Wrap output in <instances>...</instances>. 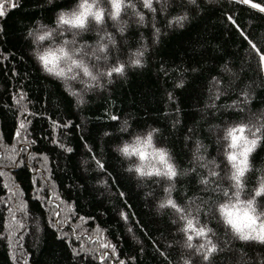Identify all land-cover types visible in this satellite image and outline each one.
Masks as SVG:
<instances>
[{
  "label": "trees",
  "instance_id": "16d2710c",
  "mask_svg": "<svg viewBox=\"0 0 264 264\" xmlns=\"http://www.w3.org/2000/svg\"><path fill=\"white\" fill-rule=\"evenodd\" d=\"M16 2L0 17V264H75L74 249L98 257L105 245L115 246L110 264L131 257L135 264H202L201 245L211 244L213 264H264V232L241 239L196 212L202 200L216 204L237 192L264 204V192L256 191L264 189V65L257 66L249 44L264 46V13L239 0H152L151 9L126 0L123 34L106 22V30L81 38L107 42L110 63L124 71L84 93L67 76L42 73L25 39L37 20L53 24L73 0ZM124 127L159 129L155 140L173 157L171 187L149 165L159 151L150 133L126 145L148 153L139 171L126 170V155L113 151ZM232 128L256 139L238 178L233 164L244 148L239 141L233 147ZM18 158H27V167Z\"/></svg>",
  "mask_w": 264,
  "mask_h": 264
},
{
  "label": "clouds",
  "instance_id": "9594fccd",
  "mask_svg": "<svg viewBox=\"0 0 264 264\" xmlns=\"http://www.w3.org/2000/svg\"><path fill=\"white\" fill-rule=\"evenodd\" d=\"M128 6L126 0H73L70 7L58 10L53 24L46 25L37 20L35 27L28 29L25 39L31 45L29 54L40 66L42 73L52 75L54 78L67 76L70 78L67 83L82 86L84 93L91 90L90 86L103 88L111 83L109 73L114 69L110 63V46L107 42L99 40L89 44L82 42L81 38L86 34L101 33L106 30V22L111 24L116 32L123 34L125 25L129 23L128 19L124 18ZM131 7L135 8L134 5ZM61 16L67 18L61 20ZM55 20L62 22L57 24ZM37 29L43 35L38 34ZM112 43L115 44V40ZM116 63L120 64L121 61L117 60ZM228 127H234V125H226L225 131ZM158 132L159 129L155 127L151 129L130 127V130L125 132V139L115 145L113 151L118 155H126V170L139 171L148 153L144 147L126 145H130L134 138L150 133L159 151L152 154L149 165L157 170L161 180L169 181L168 187H171V176L167 173L174 167L173 157L167 146L156 142L155 137ZM227 139V136L221 135L218 142L226 144ZM136 143L139 144L140 141L137 140ZM239 147H243L242 139ZM241 175L242 173L239 176ZM167 190L166 188L165 191ZM256 191L259 194L264 192V189ZM158 203L160 207H163L162 202ZM215 213L216 219L233 234H241L242 231L250 232L253 229L264 232V204L258 203L257 197L251 194L243 198L239 194L232 199L216 202ZM257 219L261 221L260 224L256 223ZM184 264H189V261L186 260Z\"/></svg>",
  "mask_w": 264,
  "mask_h": 264
},
{
  "label": "snow or ice",
  "instance_id": "6c2138e0",
  "mask_svg": "<svg viewBox=\"0 0 264 264\" xmlns=\"http://www.w3.org/2000/svg\"><path fill=\"white\" fill-rule=\"evenodd\" d=\"M48 3H52V0H47ZM192 2L194 3L195 0H192ZM239 3H243V4H248L249 0H239ZM262 3H264V0H262ZM262 3H258V4H253L252 7L257 9L259 12L264 13V6H262ZM134 5V4H133ZM136 7V5H134ZM8 7V8H15V7H19V4L16 2V0H0V17H4L6 16V13L4 11V8ZM114 7L115 4H114ZM143 7L145 8H152V0H143ZM115 14V13H114ZM139 14V13H138ZM99 19V16L97 17ZM65 19V17L61 16V20ZM187 16H180V17H176L177 22H181L183 20H186ZM229 19H231V17H229ZM141 21L143 22V16H141ZM234 23V21H233ZM181 26H183L181 24ZM250 47L252 49V55L256 58V62H257V66H262L264 65V46H262L259 42H253V41H249ZM133 64H139L140 61L139 60H133L132 61ZM124 71V65L121 64L119 67H114V69H112L109 73V75L111 76L112 73H123ZM192 71L195 72L197 71L196 68H192ZM181 83H183V81H181ZM248 96L247 94H245V102L247 101ZM112 119H116V117H112ZM125 124L127 125V121H125ZM23 127V125H22ZM65 127H67V125H65ZM130 130V127H124L121 129V132L125 133L127 131ZM239 131L241 133H243L244 128L241 126L239 128ZM258 131H260L258 129ZM237 132L236 128H232L229 131V135H231L232 140H233V147H236L237 142L242 139L243 140V152L240 153V159L238 163H234L233 167L236 169V174L234 176V178H238L239 175L241 173H243L244 170V165H245V159L247 157L248 152L251 151L252 146H254L256 144V139L253 140H247L243 135L237 136L235 133ZM106 136H109L110 133L105 132L104 133ZM17 135H19V133H17ZM87 135V134H85ZM33 143H35V141H33ZM60 148L63 149L64 145L60 144ZM68 152L72 151V148H67L66 149ZM229 159L232 161H236L237 157L235 154H229ZM16 163H22L24 167H27V158H18ZM97 164L98 166H100L101 168H104V165H101L99 160H97ZM171 169V166H169ZM2 174V173H0ZM104 172H101V175H103ZM169 176H175L176 173L174 172L173 169H171L168 173ZM211 176H215L216 173L212 172L210 173ZM205 184L208 183V178L205 177L204 181ZM239 187V184L237 185V188ZM221 192H223V195L225 197H227L228 192L224 191L223 189H220ZM119 195H123L122 193H120ZM209 195H211V193H209ZM235 195H239V192L235 193ZM167 203L169 205H171L173 208H176V204L173 202L172 199H168ZM201 206L199 208L196 209V212L202 216H204V218L208 219V218H216L215 217V204L212 200H202L200 202ZM180 211H187L186 208H181L179 209ZM120 216H124L123 212H119ZM182 219L184 217H181ZM125 219H127V217H125ZM192 225V220L189 219L188 220V226L191 227ZM208 231H211V229H208ZM255 231V229H253L252 231H250L249 233ZM203 234V229L199 230L197 232V235H202ZM225 235H227V233H225ZM241 239H245V232H241ZM189 240L192 239L191 236L188 237ZM261 242L264 243V236H262L260 238ZM189 247H191V245H189ZM105 248L111 249V253L108 251H104L101 252L99 254L98 257L95 256V253H93L91 256H88V254L86 253L84 256L80 255L79 252H76V250L74 249L73 252L75 253V264H95V259H99L102 264H107V260L110 257L111 254L115 253V246L113 245H105ZM201 248H203V251L201 252V260H202V264H213V254L215 252L216 249V245L215 244H211L209 247H204L203 245H201ZM141 251H143V249H141ZM160 255H163V253H160ZM86 256H88V258H85ZM135 257H131L128 261V264H135ZM119 264H125V261L120 260Z\"/></svg>",
  "mask_w": 264,
  "mask_h": 264
},
{
  "label": "rangeland",
  "instance_id": "374dc122",
  "mask_svg": "<svg viewBox=\"0 0 264 264\" xmlns=\"http://www.w3.org/2000/svg\"><path fill=\"white\" fill-rule=\"evenodd\" d=\"M249 5H251L252 6V4L249 2L248 3ZM92 239V238H91ZM105 251H109L108 249H106ZM107 264H110V262L107 260Z\"/></svg>",
  "mask_w": 264,
  "mask_h": 264
}]
</instances>
